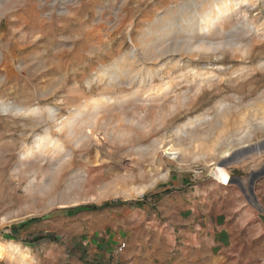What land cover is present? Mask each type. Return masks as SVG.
I'll return each mask as SVG.
<instances>
[{"label":"rangeland","instance_id":"374dc122","mask_svg":"<svg viewBox=\"0 0 264 264\" xmlns=\"http://www.w3.org/2000/svg\"><path fill=\"white\" fill-rule=\"evenodd\" d=\"M204 1L0 0V264H264V0L201 35L209 51L144 46ZM121 60L122 83L99 78ZM104 96L94 126L62 125ZM226 150L243 154L222 185Z\"/></svg>","mask_w":264,"mask_h":264},{"label":"bare ground","instance_id":"6f19581e","mask_svg":"<svg viewBox=\"0 0 264 264\" xmlns=\"http://www.w3.org/2000/svg\"><path fill=\"white\" fill-rule=\"evenodd\" d=\"M253 3L254 0H207L201 4H193V8L192 6L182 5L179 11L169 13L166 18L159 20L152 27L148 28L146 34H144L145 38L147 36L148 38L151 36L154 37V39L150 43H145L144 46L148 44L152 45L154 42H166L171 40L177 34L186 33L191 38L192 42L176 45V47L179 46L185 51H209L213 44L202 40L201 35L203 36L205 34H210L218 26L224 24L231 14L235 12L238 7H240V5H252ZM228 46H230L232 49L239 48V50L245 48L241 46L240 42L238 41L230 42L228 43ZM246 53L248 52L244 50L243 54ZM170 70H172V68ZM127 77L128 74L125 68L124 60L118 61L114 66L108 69H102L99 75L100 79H107L113 84H118L119 82L122 83ZM153 77L154 74L151 73L149 74L148 79L152 81ZM133 78L129 77V79L132 81L134 80ZM112 101H114L113 98L108 96H104L100 99L90 100L71 113V115L67 117L62 123V125H64V127L69 131L74 130L81 123L82 125H88L87 127L91 128L96 124L99 109L103 106L109 105ZM225 106L226 105L221 102L218 106V111H221ZM32 112L35 113L36 111ZM47 112L52 114L51 109H48ZM204 121H206V118L198 119L195 120L192 125H199ZM186 130V128H180L177 132V137L185 134ZM52 144L53 141L50 138V134L46 133L43 137L36 138L35 146L31 148L30 151L25 154V156H34L37 153L49 148V146ZM180 153V150L170 147L165 151L164 155L170 158V160H175L179 157ZM241 154H243V152L234 153V151L231 150L222 152L220 155V161L209 165L210 174L222 185H229L231 182V177L227 171V168L231 161L237 159ZM233 181L238 183L235 178H233ZM5 254L6 250L4 246L0 244V260L4 259L6 256Z\"/></svg>","mask_w":264,"mask_h":264},{"label":"built area","instance_id":"2783aa9c","mask_svg":"<svg viewBox=\"0 0 264 264\" xmlns=\"http://www.w3.org/2000/svg\"><path fill=\"white\" fill-rule=\"evenodd\" d=\"M120 251H122V247L118 248V250H116L117 254L120 253Z\"/></svg>","mask_w":264,"mask_h":264},{"label":"water","instance_id":"95a60500","mask_svg":"<svg viewBox=\"0 0 264 264\" xmlns=\"http://www.w3.org/2000/svg\"><path fill=\"white\" fill-rule=\"evenodd\" d=\"M252 191V189H250Z\"/></svg>","mask_w":264,"mask_h":264}]
</instances>
